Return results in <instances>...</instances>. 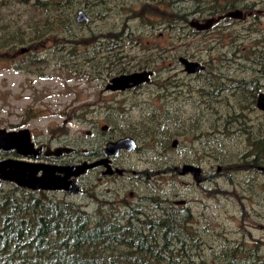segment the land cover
Returning a JSON list of instances; mask_svg holds the SVG:
<instances>
[{"label": "rangeland", "instance_id": "1", "mask_svg": "<svg viewBox=\"0 0 264 264\" xmlns=\"http://www.w3.org/2000/svg\"><path fill=\"white\" fill-rule=\"evenodd\" d=\"M92 1L87 0V3L92 4ZM247 2L253 5L243 10V18L221 19L208 30L195 32L188 26L189 22L202 23L221 15L196 13L188 16L187 23H184L171 20L169 15L194 10L191 2L169 6L152 4L150 7H155V12L144 14L152 22L149 25L145 21L140 22L135 14L141 10V3L135 0H103L105 6L99 5L102 10L96 7L93 12V9L77 8L89 20L85 26L73 30L72 41L75 44L72 41L63 42L65 37L53 34L47 39H34L29 44L34 34L33 29L29 32L28 27L39 22L35 20L36 14L28 6L0 0V36L4 26L9 24L17 30V33L12 32L13 36H28L23 45L16 46L15 39L9 41L17 50L12 56L13 61L18 63L28 59L31 55L29 49L36 51L34 54L40 61L26 69L15 70V66L10 67L0 58V129L26 128L40 142L60 138L72 143L79 152L81 149L98 151L107 141L125 136L135 141L133 136L142 135L144 129L148 130L147 133L154 129L153 133L159 135L157 141L169 150L162 149L155 140L150 142L149 138H140L135 141L136 150L121 156L119 162L125 168L131 166L138 174L144 170L151 173L158 171L156 177L145 181L143 174H126L117 178L115 184V177H101L99 169H96L83 178L84 195L66 197L56 194L55 201L72 203L91 214L96 213L100 205L106 210H115V186L118 185L120 199L130 201L147 195L163 198V201L166 199L167 203L161 205L162 211L186 208L194 218L192 226L195 230H203L205 246L215 245L218 238L227 239L232 246L252 248L253 245H261L259 256L264 261V172L254 170V167L264 168V158L260 160L258 156L256 163H251L255 151L250 146L254 140L264 142V115L254 106L249 110H239L237 102L247 93L244 87L233 90L224 79L220 83L221 90L206 85L208 77L214 73L233 80H248L252 76L259 78V74L252 75L250 72L252 69L259 71L258 65L244 61L240 56L250 53L257 46L258 50L264 46V0ZM129 6L133 8V13L126 12L125 8ZM42 18L44 20V16ZM170 20L172 25H168ZM123 23L126 28L121 31ZM42 28L35 34L42 33ZM107 31L119 35L115 39V47L120 51L117 48L108 51L102 40L94 43V49L78 42L88 33ZM72 49L74 51L69 56ZM233 50H237L233 61L226 62ZM85 51L101 63L103 56H110L115 70L102 68L98 77L95 73L91 76L86 74L89 70L82 60L90 56L77 57ZM221 55L225 56L223 62ZM1 57L6 56L1 54ZM71 57L73 62L68 60ZM117 57H122L118 63ZM178 57L206 62V70L199 76L186 75L175 64ZM249 57L254 60V54ZM75 64H82V71L76 72L79 67H72ZM142 69L153 72L149 84L126 92L104 91L107 81L122 74L119 72ZM170 80H175L177 86L173 89L167 87V90L174 93L163 96L164 90L162 92V87L156 85H166ZM258 80L260 86L264 85V79ZM201 89L210 95H202ZM261 92L264 93V89ZM176 95L177 98L173 99ZM238 115L244 119L241 120ZM225 119L229 126L227 135L221 133L219 126ZM232 119L236 121L232 123ZM102 126L107 127L104 132L100 130ZM238 126L247 136L230 135L229 132ZM87 132L89 135H86ZM165 137L168 139L165 140ZM173 140H177L175 148L170 147ZM52 144L59 143L52 141ZM161 153L165 156L161 157ZM81 159L84 157L81 156ZM191 159L201 169L199 177L202 181L197 186L190 176H179L171 171L177 169L182 161ZM164 168L167 172L161 175ZM97 177L101 180H96ZM180 200L185 204L177 205ZM122 211L124 209L120 208L119 212L126 217L124 213L127 211ZM161 213L158 207L149 215L155 220Z\"/></svg>", "mask_w": 264, "mask_h": 264}, {"label": "trees", "instance_id": "2", "mask_svg": "<svg viewBox=\"0 0 264 264\" xmlns=\"http://www.w3.org/2000/svg\"><path fill=\"white\" fill-rule=\"evenodd\" d=\"M10 1L28 6L32 10L31 12L36 14L35 20L40 23L28 27L29 32L33 29L32 34H34L29 41L28 36L25 38L18 35L13 36L12 32L17 33V30H13L12 25L4 26L0 36V58L11 65L10 67L15 66V70L17 68L26 69L32 63L40 61L34 54L36 51L29 49L30 57L15 63L12 56L17 50L12 48L15 46L9 43L11 39H15L16 46H19L26 44L27 41L31 44L34 39H47V36L53 34L55 37L63 36L65 37L62 39L63 42L71 43L69 41L74 38L73 30L77 31L87 23L77 24L75 22L74 13L76 15L79 11L77 8L81 7L83 10L93 9L94 12L96 7L100 8L99 5L105 6L103 0H93L92 4H88L87 0ZM135 1L141 3V10L135 14L139 16L140 22L145 21L149 25L152 22L149 18L144 17V14L148 15V12H155V7H150L152 4L169 6L191 2L194 4V10L188 13H171L169 15L171 20L184 23H187L188 16L196 13L198 15L202 12H206L208 15H223L235 8L245 10L250 9L253 5L248 4L247 0ZM125 10L129 14L133 13V8L130 6L126 7ZM99 13L101 12L99 11ZM171 20L168 25H172ZM37 24L39 27H37ZM40 27H43L42 33L35 34ZM122 27L121 31L126 28V24L123 23ZM118 37L119 35H115V32L112 31L99 34L88 33L85 37L79 38L78 42H81L86 48L92 47L94 49V43L97 40H102V43L109 48L108 51H115V48H117L115 47V39ZM72 44L75 43L72 41ZM258 48V46L255 47L250 53L242 55L240 58L258 65L259 71L252 69L250 72H252V75L259 74V78L252 76L248 80H233L214 73L208 77L206 82L208 87L213 86L218 90H221L220 83L223 79L230 83L233 90L244 87V90L247 91L245 98L241 97V99L239 96L240 100L237 102L240 111L249 110L251 106H254L256 93L264 89V85L260 86L258 80L264 79V46L260 50ZM117 49L119 50V48ZM73 51L74 49L69 52V56L72 55ZM235 51L237 52V50L231 52V57L228 60H225V56L221 55L222 62L224 60L232 62L236 55ZM1 54L6 57H1ZM250 54H254V60L249 57ZM84 55L90 56L89 59L82 60L89 70L86 74L90 76L95 73L98 77L101 75L102 68L105 70L113 69L110 56H103L102 63L88 51L76 56L83 58ZM113 57L115 59V55ZM121 59L122 57H117V63ZM68 60L73 62L72 57ZM77 65L75 64L72 67H79L75 70L79 73V71H82V64ZM101 65H105V67H101ZM204 66L206 70V62H204ZM245 70L240 69V71ZM200 93L205 96L210 95L202 89ZM233 108L234 106L232 110ZM238 117L241 120L244 119L239 115ZM235 118L237 119V117ZM236 119H232L231 122L234 123ZM219 126L221 133L227 135L228 120L225 119ZM241 128V126H238L235 130L230 131V135H245ZM144 130L143 134L145 135L137 134L133 136L135 141L140 138H149L150 142L157 141L159 135L153 133L155 132L154 129H150L149 134L147 129ZM173 136L175 135H171V137ZM168 137H165V140ZM165 140L161 141L165 142ZM157 142L162 144L159 140ZM255 143L252 142V145H255ZM164 149L168 148L164 146ZM253 150L255 152L251 163H256L258 156H260V160L264 158V142L262 146L254 147ZM93 214L72 203L53 201L42 195L16 193L15 191L0 192V264H264L263 258L259 256L261 245H253L252 248L243 245L232 246L229 245L227 239L218 238L215 239L217 245L215 243L213 246H205L206 240L202 236L203 230L200 232L195 230L192 226L194 218L186 208L180 211L171 210L166 212L164 210L157 219L142 222L140 228L132 225L131 218L128 215L126 217L120 215L116 219L114 216L115 210L111 208L106 210L103 205L98 207L95 213L96 216ZM121 221H124L123 223L126 226L115 224Z\"/></svg>", "mask_w": 264, "mask_h": 264}, {"label": "water", "instance_id": "3", "mask_svg": "<svg viewBox=\"0 0 264 264\" xmlns=\"http://www.w3.org/2000/svg\"><path fill=\"white\" fill-rule=\"evenodd\" d=\"M242 13L240 10H234L226 12L225 14L217 17L215 20L207 19L204 22L192 21L188 23V26L196 32L206 31L211 25L221 19H240ZM88 21V17L83 11H78L75 16V22L77 24H82ZM22 51V50H21ZM178 63L181 65L182 70L187 75L198 74L203 71V66L196 61L187 60L184 57H179ZM151 76L150 71H142L131 73L128 75H119L111 77L104 86V91L115 92L123 91L128 88L135 87L142 83H147L149 77ZM255 108L258 111L264 113V93L257 95L255 99ZM102 130L107 129L106 126L101 127ZM177 141L173 140L171 147L175 148ZM32 144L30 143L29 131L26 128H21L17 131H6L5 129H0V151L6 152L14 149L16 154L21 157H35V154L31 152L30 148ZM136 148V144L130 137H123L116 142H108L103 148V155L105 158L115 156V152L118 150L132 151ZM65 153H68L70 149H65ZM61 150H55L52 155L58 156ZM104 165L105 171L103 174L112 173L111 170H106L107 160L103 159L101 161L92 163H82L80 165H70L62 168H53L43 166L41 168V175L36 176L38 168L34 165L17 162V161H0V182L14 183L19 188L24 190H44V191H66L70 195H77L80 190L78 186L74 184V179L82 175L85 171L92 169L96 166ZM40 170V169H39ZM56 173V175H55ZM59 176L58 174H62ZM181 175L187 173L192 174V179L196 183L198 182V176L200 174V169L184 165L181 167ZM71 178L70 181H67Z\"/></svg>", "mask_w": 264, "mask_h": 264}, {"label": "flooded vegetation", "instance_id": "4", "mask_svg": "<svg viewBox=\"0 0 264 264\" xmlns=\"http://www.w3.org/2000/svg\"><path fill=\"white\" fill-rule=\"evenodd\" d=\"M234 10H239V9H234ZM234 10H231V11H234ZM240 11L242 13V17L241 18H243V12L244 11L243 10H240ZM227 19H229V18H227ZM187 60H189V59H187ZM196 62H198L200 65H202L204 69L200 73L194 74V75H190V76H199V75L203 74V72L205 71L204 63H201L200 61H196ZM175 64L179 65L181 67V65L178 63V60H177V63H175ZM142 71H150L151 72V76L149 77V80H148L147 83H142V84H139V85H137L135 87L128 88V89H125L123 91H115V92L132 91V90L140 89V88H142V86L149 84L151 82L150 80H151V78L153 76V72L150 69L149 70H143L142 69L140 71H133V72L129 71V72L122 73V74H119V75H128V74H131V73L142 72ZM181 72H183L182 67H181ZM184 74H186V73H184ZM119 75H116V76H119ZM165 82H168V81L165 80ZM175 82H176L175 80H170V82L168 84L160 85V87H162V92L164 90V94L165 95H163V96H170V94L174 93V91L172 93H169L168 90H167V87L172 88L174 86H177V85H175ZM155 84H157V83L155 82ZM156 86H159V85H156ZM175 91H176V94H177L178 93L177 90H175ZM260 93H262V92H257L256 93V97ZM256 97H255V99H256ZM175 98H177V95L173 99H175ZM254 107H255V103H254ZM259 112L262 115H264V113H262L261 111H259ZM17 130H19V129H17ZM17 130H6V131H17ZM100 130L104 132L106 129L102 130L100 128ZM28 131H29V136H30V143L32 144V147L30 148V150H31V152H33V154H35V157L32 158V157H21V156H18L16 154L15 150L12 149V150H9V151H6V152L0 151V161H17V162H23V163L34 165V167L38 168V172H37L36 176L39 177L41 175V173H42L41 172V168L43 166L53 167V168H55V167L62 168V167L70 166V165H80L82 163L97 162V161H101L103 159L107 160L108 168L106 170H111L112 173L103 174V172L105 171V168H104V165L102 164L100 166H96V167H94L92 169H89V170L85 171L82 175H80V176H78L77 178L74 179V184L76 186H78V188L80 190V192L77 195H84L85 194L86 191H85V188L82 185L83 178H85L88 173L95 172L96 169H99V174H100L101 177H106V179H110V178H114L115 177V184H116V179L117 178H120V177H122V176H124L126 174H130L132 176L138 174L136 171H134L132 168H130L131 166L128 167V168H125L122 165V163L119 162V159H120L121 156H123L124 154H130L131 152L136 150V148L134 150H132V151L118 150L117 152H115V156L107 157V158L104 157L103 148H104L105 144L108 143V142H114V141L116 142L120 138H115L114 140L107 141L102 146V148L100 150H98V151H95L94 149H92L91 151H87V150L81 149L80 152H79L77 150L76 146H74L70 142H65V141H63L60 138H57V139L51 138V139H48L45 142H40V141L35 139V136L32 134V132L30 130H28ZM86 135H89L88 132L86 133ZM52 141H56L59 144L53 145ZM253 142H256V143H255V145H251L250 144L251 147H260V146L263 145V141H260V140H254ZM160 146L162 147V149H164V145L160 144ZM170 147H171V144H170ZM65 149H70V151L68 153H65V151H64ZM55 150H61V152L59 153L58 156L52 155V152H54ZM77 154H79L80 156L77 157ZM81 156L84 157V159H81ZM160 156L164 157L165 155L161 153ZM184 165H189V166H193V167H196V168L200 169V167L197 166L194 163V160L191 159V160H188V161H182V163L180 164V166L177 169L173 168L171 171L174 174H177L179 176H190V178L192 179V174L191 173H187L185 175H181V173H180L181 172V167L184 166ZM254 170L259 171V172H264V168L263 167H254ZM166 172H167V169L164 168V170L161 171V175L166 174ZM200 172H201V169H200ZM158 173H159L158 171H154V172L151 173V171H149V170H144L143 172H140L139 174H143L144 178L146 179L145 181H147L148 179H151L152 176L156 177L155 175H157ZM55 175H56V173H55ZM58 175L59 176H63V173L62 174H58ZM198 179L199 180H198L197 183L195 181H193V179H192V182H193V184L195 186L200 185V183L202 181V178H200L199 176H198ZM70 180H71V178L67 179V181H70ZM96 180L100 181L101 178L97 177ZM149 190L152 191V188L149 187ZM8 191H15L16 193L24 192L25 194H35V195H38V196L42 195V196H46V197L50 198L53 201L56 200L55 197H54V195H56V194H62L64 196H66V197L74 196V195H70L66 191H44V190H39V189L31 191V190L21 189L17 185H15L14 183L0 182V192H8ZM120 192H121L120 191V186L116 185L115 186V218L117 219V217H119L120 215L123 214V213L119 212V209L123 208L124 211H122V212H126L127 211L124 214H127L128 216H130V218H131L130 220L132 221V225L133 226H137L138 228L141 227V223L142 222L147 221V220H152L150 218V217H152V215L151 216L149 215V214H151V212L154 213L155 210L158 207H160V211L162 212L161 205H165V203H167L166 199L163 201V198L157 199V198H152V197L147 196V195L137 196L136 198H134L133 200H130V201L126 200V199H120V197H119ZM129 196L132 197V193H129ZM61 200H65V198L61 199ZM180 201H179L180 203L178 202L177 205H184L185 204V202L183 200H180ZM152 203L154 204V206H153ZM147 206H150L151 208L148 209ZM183 209H185V208H183ZM153 217H154V215H153ZM118 220H120V219H118ZM123 222L124 221H121L120 223L116 222L115 224L126 226V224L123 223Z\"/></svg>", "mask_w": 264, "mask_h": 264}]
</instances>
